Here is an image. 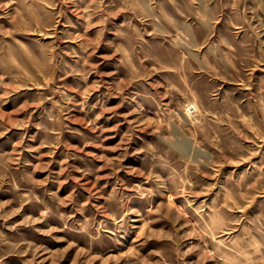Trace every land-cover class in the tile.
<instances>
[{"label":"rangeland","instance_id":"1","mask_svg":"<svg viewBox=\"0 0 264 264\" xmlns=\"http://www.w3.org/2000/svg\"><path fill=\"white\" fill-rule=\"evenodd\" d=\"M0 264H264V0H0Z\"/></svg>","mask_w":264,"mask_h":264}]
</instances>
